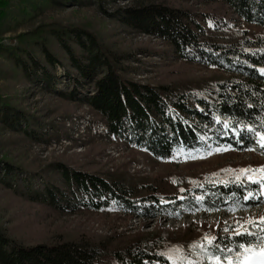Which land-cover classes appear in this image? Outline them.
<instances>
[{
  "label": "trees",
  "instance_id": "obj_1",
  "mask_svg": "<svg viewBox=\"0 0 264 264\" xmlns=\"http://www.w3.org/2000/svg\"><path fill=\"white\" fill-rule=\"evenodd\" d=\"M49 1L57 6L95 5L122 26L167 42L176 59L215 70L200 87L137 80L131 77L135 54L106 46L87 26L58 21L19 34L14 44L0 38V55L28 83L60 100L86 104L106 121L110 135H124L128 145L163 162L175 160L179 150H200L206 143L248 147L246 126L264 130V72L259 71L264 68V35L244 26H264V0H190L207 6L205 10L169 0H127L131 2L113 11L105 6L115 0ZM7 3L0 0V14ZM229 15H235L232 23L226 21ZM43 119L42 114L9 104L0 94V122L11 132L49 142L58 136L52 132L57 126ZM44 125L52 130L43 132ZM238 170L230 164L156 178L117 171L102 174L58 160L31 170L0 159V184L58 214L123 210L152 216L158 207L184 197H203L208 211L224 207L233 196L242 200L253 185L237 183ZM212 229L205 223L189 224L180 232L186 242L194 235L216 237V243L219 237ZM113 237L78 231L25 245L0 227V264H169L164 246L178 241L171 230L162 237L159 227L146 237L134 236L124 247H109ZM252 239L233 235L226 245L237 248ZM214 251L210 246L206 253Z\"/></svg>",
  "mask_w": 264,
  "mask_h": 264
},
{
  "label": "rangeland",
  "instance_id": "obj_2",
  "mask_svg": "<svg viewBox=\"0 0 264 264\" xmlns=\"http://www.w3.org/2000/svg\"><path fill=\"white\" fill-rule=\"evenodd\" d=\"M114 2L105 6L108 11H113L118 5L125 6L131 1L115 0ZM168 2L183 7L189 4L197 10L207 8L197 1L189 0L186 3V0H169ZM234 17L235 15H229L226 21L232 23L231 20ZM52 21L87 26L106 46L135 54L138 60L133 59L130 64L136 68L131 77L137 80L154 84L177 82L186 86L200 87L203 85V78L215 72L212 68L176 59L167 42L153 34L145 36L141 32L122 26L101 13L95 5L81 6L67 3L57 6L51 4L49 0H8L7 7L0 14V38L2 43L14 44L19 34ZM244 26L260 31L264 35V26L250 24H244ZM259 71L264 72V68H260ZM57 73L61 74L59 67ZM64 81L65 79L61 80L60 88L64 87ZM39 87L28 83L20 71L0 55L1 96L9 104L42 114L44 122L56 124L57 130L52 132L58 135L49 142L31 141L19 133L11 132L0 122V159L31 170H37L50 161L58 160L80 169L102 174L117 171L134 176L156 178L190 171H209L218 166L230 164L240 169H257L264 166V149H261L258 143L260 137L264 135V130L250 125L246 126L250 130L251 138L248 147L237 149L231 147L228 142L219 145L206 143L200 150H179L178 157L173 161H156L148 153L128 145L124 141V135L121 140L117 138L116 140L110 135L87 136L82 140L83 147L80 151L74 147L77 144L75 141L64 148L53 147L52 142L68 136L64 124L66 118L86 112H90L95 118L101 120L103 118L95 114L86 104L60 100ZM216 118L218 119L217 116ZM262 121L264 124V118ZM229 124L226 120L225 125ZM48 127L50 126L44 125L42 131L52 130ZM130 133L125 131V134ZM115 150H119V155L114 152ZM135 163L142 165V168H138ZM238 175L241 176L242 185H253L252 189H247L244 195L251 191L255 193L252 199L240 200L233 196L227 200L224 207L208 211L205 210L203 199H198L200 196H195L193 199L184 197L181 201L174 200L168 205L155 208L158 213L152 216L141 215L138 212L126 213L123 210L58 214L15 194L0 184V227L8 236L25 245H34L51 238H59L60 234L79 231L98 236H114L108 242V246L112 248L124 247L134 236L140 234L146 237L159 227L162 237H166L170 230L176 232L178 237L177 243L164 246L168 251L169 264H210L205 262L209 259L213 262L211 264H216L211 259V255L206 253V250L212 246H209L206 239L189 235L186 242V237H182L180 230L189 224L205 223L213 228L212 230L219 237L215 245L219 246L223 253L226 250H232L235 254L236 248L226 245V242L235 235V232L249 227L245 223L246 220L264 217V192L259 190L258 184L247 180L248 176L259 179L264 174L249 171ZM171 191L176 193L174 189ZM193 245L196 247H192ZM251 247L254 251H260L255 245ZM241 264H245L243 257H241Z\"/></svg>",
  "mask_w": 264,
  "mask_h": 264
},
{
  "label": "snow or ice",
  "instance_id": "obj_3",
  "mask_svg": "<svg viewBox=\"0 0 264 264\" xmlns=\"http://www.w3.org/2000/svg\"><path fill=\"white\" fill-rule=\"evenodd\" d=\"M227 126V125H225ZM261 149H264V135L260 137L258 141ZM219 151V149H217ZM224 171H232V170H224ZM241 174H245L249 171L259 172L264 174V166L257 169H240L238 170ZM216 175V174H214ZM248 182L256 183L260 186V191L264 192V175H262L259 179H254L251 176L247 177ZM235 181L237 183H243L241 180V176H236ZM221 183H227L225 181H221ZM255 193L248 192L246 196L243 197L245 200L252 199ZM198 199H203V197H199ZM246 224L249 225L248 228H244L243 231L235 232L237 236L244 237H252V240L247 241L248 245L254 244L256 248L260 249V252L257 253L253 250L252 247L246 246L245 243H240L237 245L235 254H233L232 250H226L221 255H217V253L221 252V249L216 247L215 240L216 237H212L209 239L207 236L205 239L209 245H212L215 251L211 255V259H213L216 264H241V257H243L245 264H264V217H260L259 219H249L245 221ZM227 231V229H225ZM192 247H196L193 245ZM203 247V245H201ZM242 250V252H241ZM251 253V255H249Z\"/></svg>",
  "mask_w": 264,
  "mask_h": 264
},
{
  "label": "built area",
  "instance_id": "obj_4",
  "mask_svg": "<svg viewBox=\"0 0 264 264\" xmlns=\"http://www.w3.org/2000/svg\"><path fill=\"white\" fill-rule=\"evenodd\" d=\"M142 35L148 36L149 34L141 32ZM263 33H264V27H263ZM87 106V105H86ZM64 124L66 126L68 136L62 137L59 141H54L51 143L53 147H62L70 146L72 145V142H76V149L79 151L82 149V140H84L87 136H98V137H106L109 134V127L105 120H101L99 118H95L94 115L90 114V112L86 113H79L75 114L69 118H66L64 121ZM51 127H48V129ZM140 134L142 132L140 131ZM114 137L115 139L121 140L122 135L121 134H115L110 135ZM116 139V140H117ZM117 142V141H116ZM117 155H119V150L114 151ZM113 154V155H116ZM136 164V163H135ZM138 168H142V165L136 164ZM140 216V215H139ZM208 263V262H206ZM156 264H161V262L157 261ZM211 264V263H210Z\"/></svg>",
  "mask_w": 264,
  "mask_h": 264
},
{
  "label": "bare ground",
  "instance_id": "obj_5",
  "mask_svg": "<svg viewBox=\"0 0 264 264\" xmlns=\"http://www.w3.org/2000/svg\"><path fill=\"white\" fill-rule=\"evenodd\" d=\"M255 252L259 253L260 251H255Z\"/></svg>",
  "mask_w": 264,
  "mask_h": 264
}]
</instances>
